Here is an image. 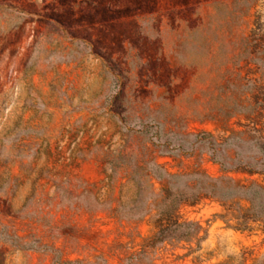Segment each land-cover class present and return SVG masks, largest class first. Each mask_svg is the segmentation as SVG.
Listing matches in <instances>:
<instances>
[{
	"label": "rangeland",
	"instance_id": "374dc122",
	"mask_svg": "<svg viewBox=\"0 0 264 264\" xmlns=\"http://www.w3.org/2000/svg\"><path fill=\"white\" fill-rule=\"evenodd\" d=\"M94 1L0 0V264H264V219L243 197L184 204L199 234L158 245L156 200L140 218L119 210L140 183L167 188L151 163L264 187L205 146L161 154L138 133L264 142V0H157L104 20Z\"/></svg>",
	"mask_w": 264,
	"mask_h": 264
},
{
	"label": "trees",
	"instance_id": "16d2710c",
	"mask_svg": "<svg viewBox=\"0 0 264 264\" xmlns=\"http://www.w3.org/2000/svg\"><path fill=\"white\" fill-rule=\"evenodd\" d=\"M98 20H104L111 15H145L154 12L157 0H119V6L111 9L106 3L94 1ZM104 9V10H103ZM108 10V11H107ZM109 12V13H108ZM106 16V17H104ZM106 22V21H103ZM262 27H258L254 35L259 39L264 37ZM141 135L159 149L161 154L192 155L200 146L208 148L212 158L222 167L223 173L229 171L247 170L250 173H264V164L257 161L249 163L251 157L248 153H255L257 157L264 159V142L260 140L246 141L238 138H228L218 143L210 133L200 132L164 139V135L153 131L152 127H143L138 131ZM238 142V144H236ZM235 143V144H233ZM254 145V149H249ZM231 149L235 152L234 159H221L224 150ZM249 149V151H248ZM146 179L158 181L167 178L168 186L161 193L155 194L151 186L142 187L139 184L138 197L132 206L120 204V213L130 217H143L149 210L150 201L156 200L158 206L157 231L152 245H158L166 241H189L199 234V227L194 222H186L179 217V209L186 203H198L207 198L220 201H228L235 197H243L250 202V212L255 219H264V187L259 185L238 186L231 179L222 177L211 179L201 173H183L166 175L162 167L155 163L147 167ZM155 194V195H154Z\"/></svg>",
	"mask_w": 264,
	"mask_h": 264
}]
</instances>
